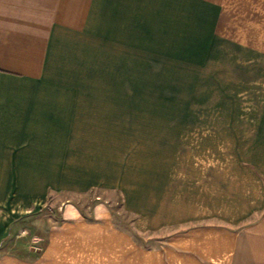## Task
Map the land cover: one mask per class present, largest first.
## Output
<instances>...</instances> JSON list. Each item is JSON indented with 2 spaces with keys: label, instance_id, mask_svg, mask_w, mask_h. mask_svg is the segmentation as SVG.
<instances>
[{
  "label": "crops",
  "instance_id": "1",
  "mask_svg": "<svg viewBox=\"0 0 264 264\" xmlns=\"http://www.w3.org/2000/svg\"><path fill=\"white\" fill-rule=\"evenodd\" d=\"M173 46L212 63L193 149L171 130L164 150L129 157L138 88L79 72ZM96 188L120 191L135 231L165 244L140 245L102 206L93 220L66 208L33 248L16 241L13 213ZM0 264H264V0H0Z\"/></svg>",
  "mask_w": 264,
  "mask_h": 264
},
{
  "label": "rangeland",
  "instance_id": "2",
  "mask_svg": "<svg viewBox=\"0 0 264 264\" xmlns=\"http://www.w3.org/2000/svg\"><path fill=\"white\" fill-rule=\"evenodd\" d=\"M159 49L163 50V48H156V50ZM168 51V56H163L161 53L149 56L141 55L139 62L126 61L134 58L132 56L122 57L121 55L116 56L108 53L107 63H100L94 60L103 59V56L92 57V62L84 64L86 70L79 72L85 75L91 73L105 75L106 73L112 76V78H106V80L103 78H91L93 81H105V84L101 87L108 84L117 87L121 86L127 88L129 92L131 88H138L139 94H136L137 91H135L134 94L125 95V97L129 98L131 107L133 104L134 112L136 111L137 103L139 109L138 125H125L124 127L125 135L129 137L131 142V144H125L126 155H129V157L135 156L137 153L141 156L146 155L149 150H164L165 141L169 145L170 141H175L176 139L172 135V131L177 130L181 131L180 134H184L190 128L194 129L197 118V103L211 102V96L205 93V89L208 88L206 84L211 80L205 79V76L209 77L211 75L212 63L197 64L186 61L185 58L192 57L198 53L190 47L181 49L173 46ZM182 58L185 61H181ZM111 59H115V62L111 61ZM160 59L167 61H159ZM168 59L171 60L168 61ZM85 79L74 78L71 82L76 86H85L83 85ZM171 120L175 124L181 123L182 126H177L176 128L173 124L172 127L165 128V124L167 125L165 122ZM190 134V131L186 135L184 134L188 137L184 143L187 148H180L181 150L190 151V149H193L194 133L191 136ZM131 161H129L130 164ZM32 203L29 204L25 212H21V214L20 212L17 214L13 213L25 218L21 226L26 230V234H23L24 237H20L16 241L27 245L29 249L35 247L37 241H34V237L39 235L41 231H44L52 223L65 221L63 218L69 215L65 213L66 208L73 209L74 207L84 217L93 220V210L96 206L106 208L113 216L116 226L135 235L140 245L160 247L165 244L166 233L152 236L141 235L135 231L133 225L136 218L126 210L122 195L116 189L96 188L82 195L64 193L56 197H49V200L45 203L38 201ZM13 247L9 251L12 252L19 248L16 246L14 249ZM36 250L35 248L34 251Z\"/></svg>",
  "mask_w": 264,
  "mask_h": 264
}]
</instances>
